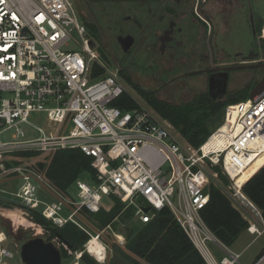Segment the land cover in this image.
I'll list each match as a JSON object with an SVG mask.
<instances>
[{"label": "built area", "instance_id": "2783aa9c", "mask_svg": "<svg viewBox=\"0 0 264 264\" xmlns=\"http://www.w3.org/2000/svg\"><path fill=\"white\" fill-rule=\"evenodd\" d=\"M85 32L72 0H0V127L14 128L11 141L0 142V184L21 180L12 195L27 216L34 210L55 226L70 221L87 233L79 210L97 212L103 196L133 206L134 217L142 223L167 208L206 264H242L241 252L215 236L201 211L209 199L210 180L217 175L213 167L218 165L230 179L234 205L244 212L252 210L254 218L242 214L247 232L254 239L264 235L261 212L235 182L264 151V93L225 106L223 122L212 133L229 138L228 149L215 145L206 152L203 145L191 146L149 104L135 100L118 70L105 66ZM71 39L78 50L64 48ZM124 92L135 100V108L113 104ZM32 113L41 114L52 127L33 125L39 135L24 139L21 124H31ZM60 149H79L92 158L94 179L87 183L76 179L73 197L57 192L37 167ZM22 150L38 155L7 166V155ZM44 193L52 199L45 200ZM5 241L0 229V264H9L13 257ZM62 245L68 255L89 253L86 243L79 252ZM250 264H264V251Z\"/></svg>", "mask_w": 264, "mask_h": 264}, {"label": "rangeland", "instance_id": "374dc122", "mask_svg": "<svg viewBox=\"0 0 264 264\" xmlns=\"http://www.w3.org/2000/svg\"><path fill=\"white\" fill-rule=\"evenodd\" d=\"M76 10L79 15L80 21L84 24L87 23L90 28H86L85 36L94 40L96 50L102 62L109 70H118V76L124 81L123 86L127 92L139 103H146L144 97H142L136 88L132 86V83L137 87L147 91L159 100H163L172 104H180L193 100L196 96L203 92H207L206 87L203 84V75L190 76L186 78L187 81L195 83L190 88L181 87L184 83V79H176L173 83L168 85L161 84V80L166 79V74L164 72H170L169 76L176 75L180 70L194 69L196 66L193 63L186 65V68L180 67L176 68V61L172 52H165L164 55H160L157 50V42L155 36H158L163 26H145L146 22L143 13V3L142 0H72ZM241 0L240 2H242ZM253 5V12L256 19H258V30L259 37L264 40L262 35V26L264 25V0H249ZM209 3V2H208ZM241 4V3H240ZM205 8H211L209 4H205ZM139 10V13L137 12ZM230 9V12H229ZM217 8L214 7L213 11L215 13V33L213 38V52L215 62H224L228 60L227 54L232 53L238 45H240L241 50H247L252 47L250 42V37L248 35V30L245 28L244 21L248 17V10L244 6H230L224 12V20L218 16L216 12ZM234 16L240 19L242 22L241 27H232ZM222 19V20H221ZM167 20L164 21V24ZM167 24V23H166ZM148 26V23H147ZM91 29V30H90ZM131 32L136 38V43L133 47V53L136 56L131 59L130 56H123L122 51L118 46L116 37L120 33ZM73 39L80 41V37L76 32H72ZM154 36V37H153ZM71 39L66 43L64 48H72L78 50V45L75 41ZM153 46V48H152ZM252 49V48H251ZM153 56L152 59L149 57ZM121 58L123 61L121 62ZM153 60V61H152ZM156 61V62H155ZM232 78L227 80L226 89L228 91H234L244 88L248 82L249 71L240 70L233 71ZM163 73V75H161ZM129 77V82L125 77ZM163 76V78H160ZM198 79V80H197ZM259 80V76H258ZM253 88V87H252ZM251 88V89H252ZM250 89V92H251ZM249 92V95H250ZM148 105V104H147ZM41 114L32 113L29 120L31 124L22 123L21 127L24 134V139L35 138L39 135L38 131L33 127V125L43 126L50 130L52 125L41 118ZM224 110L215 116V119L209 122V128L211 130L215 129L217 126L221 125L223 122ZM14 133V128L3 129L0 127V142L11 141L12 135ZM223 172V171H222ZM226 174L225 172H223ZM227 175V174H226ZM228 177V176H227ZM229 178V177H228ZM80 179L84 182H89L90 177L87 174H82ZM230 181V179H229ZM21 184L20 179H12L8 181H3L0 184V199L14 202L11 207H4L0 205V229L5 232L6 241L5 245L13 253V257L9 259V264H22L19 257L20 245L28 238L33 236H40L44 240L47 239V233L39 225L33 223L29 217L26 215L25 210L20 207L17 201H15L12 193L16 191ZM75 185H72V192L75 193ZM75 196V194L73 195ZM45 200L50 201L52 198L48 194L44 193L43 196ZM115 199L112 196H103L101 201V206L105 210H109L114 205ZM126 205L124 206V208ZM241 213L247 218H254L252 210L244 212L241 207H238ZM14 211L16 215L10 214ZM23 214H22V213ZM64 213H67L65 211ZM12 215V216H11ZM24 217L28 222L35 224L30 226L28 222L21 223L19 217ZM142 223L136 218H127L126 220L120 219L119 217L114 218V222L109 227L100 234L98 240L104 246L105 259L100 261L98 258L91 256L99 263L105 262L108 256V263L112 256V252L115 247L123 248L127 240V235L132 227L134 229L132 234H135L137 228L141 227ZM39 228V229H37ZM91 233V232H90ZM96 232L90 235L95 236ZM122 237L124 241L123 244L120 243L119 237ZM91 238V236H90ZM89 238V239H90ZM88 239V240H89ZM253 234H249L246 231H242L238 238L233 242V244L228 247L231 250L241 252L240 261L242 264H250L256 254L264 246V235L254 239ZM60 248V243L57 242L56 238L51 240ZM87 246V242H86ZM89 254V253H88ZM90 255V254H89ZM61 264H85L78 257V253H71L69 257L62 258Z\"/></svg>", "mask_w": 264, "mask_h": 264}, {"label": "trees", "instance_id": "16d2710c", "mask_svg": "<svg viewBox=\"0 0 264 264\" xmlns=\"http://www.w3.org/2000/svg\"><path fill=\"white\" fill-rule=\"evenodd\" d=\"M84 24L86 28H90L86 22ZM125 79L130 81L127 76ZM132 86L144 97L145 102L169 121L193 147L203 145L214 131L209 128V122L215 119L226 105L246 100L252 88L245 86L239 90L228 91L220 100H214L210 98L208 92H203L189 102L172 104L159 100L133 83ZM113 104L124 110H131L137 106L127 92H124ZM37 155L38 152L33 150L12 152L7 155L5 163L7 166L23 163ZM91 160L90 156L79 149H60L53 152L47 162L38 163L37 167L42 169L43 179L57 192L73 197L72 185L76 179L82 174H87L90 181L94 179L95 170L90 164ZM213 171L217 175L210 180L207 188L209 199L201 215L215 236L229 246L242 231L247 232L248 221L234 205L227 175L218 165L213 167ZM241 191L264 218V165L242 185ZM114 199V205L109 210L102 207L97 212H89L85 208L79 210V217L83 218H80V221L89 233L95 232L94 229L99 231L112 225L114 218L126 220L133 217V206L124 208L123 202L117 198ZM0 205L8 208L14 205V202L0 199ZM28 217L44 229L47 233V241L56 238L60 243L62 258L69 257L62 243L69 249L79 252L83 251V245L90 238L89 233L70 221L58 227L34 210H28ZM134 229L136 228L130 229L123 248H114L108 264H206L167 208L155 212L148 222L142 223L135 234H132ZM262 251L264 246L255 257ZM79 258L85 264H103L97 262L85 251Z\"/></svg>", "mask_w": 264, "mask_h": 264}, {"label": "flooded vegetation", "instance_id": "af4514ba", "mask_svg": "<svg viewBox=\"0 0 264 264\" xmlns=\"http://www.w3.org/2000/svg\"><path fill=\"white\" fill-rule=\"evenodd\" d=\"M240 1L142 0L145 26L148 28L155 25L164 27L161 33L155 36L159 54L164 55L165 52H172V55H175L174 60L176 61L177 69H180V67L185 69L186 65L190 63L196 66L194 69L180 70L173 76H169L170 72H164L166 79L161 80V84L166 86L176 81V79L183 78L184 83H182L181 87L186 89L195 85V83L187 81L186 78L203 75V84L208 92V81L212 74L227 72V80H229L235 70H248L250 72L246 85H252L253 87L258 83L264 75V40L261 37L258 39L260 30H258V19H256L253 12L252 3L249 0ZM205 4H209L211 8H205ZM235 5L236 7L244 6L248 10V17L241 20L244 21L245 25V28L242 29L248 30L252 47L247 50H241L240 45H238L232 53L229 52L227 54L228 60L216 63L213 52V38L216 26L213 9L216 7L218 16L224 20L225 10ZM137 12L139 13L138 9ZM165 20H167V24H164ZM232 23L234 25H231V28L242 26V22L237 16H234ZM129 35L132 36L133 41L127 47V42H124L122 38ZM116 41L122 51L123 59L125 56H130L131 59L136 56L133 53V47L136 43L134 34L131 32L120 33L117 35ZM152 57L150 56L149 58L152 59ZM122 58L121 62L123 61ZM226 67H229V69L226 70ZM160 78H163V76Z\"/></svg>", "mask_w": 264, "mask_h": 264}, {"label": "water", "instance_id": "95a60500", "mask_svg": "<svg viewBox=\"0 0 264 264\" xmlns=\"http://www.w3.org/2000/svg\"><path fill=\"white\" fill-rule=\"evenodd\" d=\"M172 25V24H171ZM124 42H127V47L132 44L133 38L132 36H126L122 38ZM92 40L90 41V45L93 46ZM126 47V48H127ZM229 67H226V70ZM226 84H227V72L222 73H214L209 77L208 81V95L210 98L216 100L222 99L226 92ZM264 93V75L260 78L258 83L253 86L251 89L249 97H254L257 94ZM40 185L49 190V188L40 183ZM56 198L57 196L54 195ZM149 207H145L144 211H148ZM81 219H83L80 216ZM95 232L97 230L94 229ZM108 256L104 262V264H108ZM19 257L22 264H61V250L60 248L54 244L51 240H44L40 236H33L31 238L26 239L19 248Z\"/></svg>", "mask_w": 264, "mask_h": 264}, {"label": "bare ground", "instance_id": "6f19581e", "mask_svg": "<svg viewBox=\"0 0 264 264\" xmlns=\"http://www.w3.org/2000/svg\"><path fill=\"white\" fill-rule=\"evenodd\" d=\"M262 35L264 37V25L262 26ZM223 128L226 129L227 128L226 125H224ZM238 129H239V126H237V128L234 130V132H237ZM228 141H229V138L227 140H224V138H222V136L220 135L219 132H214L209 136V138L203 144L202 149L207 152V150H210L211 147L218 145L221 150L226 151L228 149ZM263 165H264V151L252 159V163L249 165V167L247 169L239 172V174L237 175L236 180H235L236 186H242ZM10 214L16 215L17 213L12 211V212H10ZM18 219L21 220L22 224H25L24 222H28L22 216L19 217ZM28 223L30 224V226L35 227V224H33L31 222H28ZM37 229H39V228H37ZM117 237H119V236H117ZM119 238L122 239V237H119ZM86 247H87V251L90 254H92L93 256H95L96 258H98L100 261H103V259H105V257H104L105 256L104 246L94 236H92L87 241Z\"/></svg>", "mask_w": 264, "mask_h": 264}]
</instances>
